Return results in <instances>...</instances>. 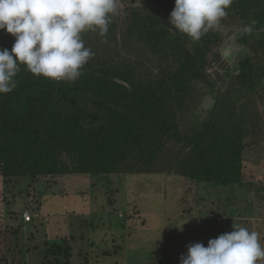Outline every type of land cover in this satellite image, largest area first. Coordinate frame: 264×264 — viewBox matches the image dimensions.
<instances>
[{"label": "trees", "instance_id": "1", "mask_svg": "<svg viewBox=\"0 0 264 264\" xmlns=\"http://www.w3.org/2000/svg\"><path fill=\"white\" fill-rule=\"evenodd\" d=\"M174 4L175 0H155L142 9L122 10L105 36L98 30L82 33L94 56L75 82L36 76L20 65L16 88L0 94V179H7L2 185L17 178L53 180L63 175H100L113 182L126 175L157 172L158 165L182 172L201 189L214 188L207 191L209 198L218 196L220 206L229 209L216 208L209 214L220 211L225 218L232 216L237 204L232 190L245 183L244 150L248 137L256 133L254 126L245 128L251 116L244 121L232 97L258 86L255 75L260 68L247 57L238 61L228 75L227 89L214 92L215 103L204 123L182 131V122L188 123L187 114L198 101V84L205 81L210 43L220 32L210 31L200 41H192L170 24ZM227 11L240 20V26L253 25L254 31L264 27V0H233ZM238 37V42L247 43L250 36L239 31ZM14 41V36L0 30V48L10 50ZM218 187L225 192L217 194ZM78 195L67 202L71 203L67 209L82 232L67 245L54 242L52 264L74 263L71 248L79 245L82 253L96 236L93 231L88 237L90 245L87 239L78 242L83 228H88L79 210L88 208L84 197L90 200L92 191ZM66 214L71 216L69 210ZM87 261V256L79 260Z\"/></svg>", "mask_w": 264, "mask_h": 264}, {"label": "rangeland", "instance_id": "2", "mask_svg": "<svg viewBox=\"0 0 264 264\" xmlns=\"http://www.w3.org/2000/svg\"><path fill=\"white\" fill-rule=\"evenodd\" d=\"M154 3L155 0H120V7L130 11ZM221 25L218 39L210 43L207 52L205 81L197 87L198 101L189 110V121L182 122L181 129L190 132L204 123L215 103L214 92L227 89L231 80L228 75L236 70L238 61L247 57L260 68L255 75V81L260 80L258 86L250 93L236 92L232 97L240 117L245 121L251 116L250 123L247 126L244 123L245 128L254 126L256 130L254 136L248 137L244 150L245 183L232 190L237 200L232 216L225 218L220 211L209 214L216 208L229 209L220 206L223 203L218 196L209 198L211 193L207 191L214 188L207 185L206 189H201L200 184L182 172L166 171L158 165L157 172L126 175L114 178L113 182L100 175L90 178L63 175L53 180L50 177L17 178L2 185L1 181L7 180L3 178L0 179V202L3 199L0 203V264H52L54 242L67 245L73 237H80L82 231L77 230L73 222L76 218L71 209H67L71 203L67 202L80 198L78 194L82 191L86 195L92 191V197L90 200L84 197L88 208L79 210L84 213L88 228H83L85 233L78 242L89 241L93 231L96 236H92L90 248L82 253H79V245L71 248L72 260H76L71 264H80L79 260L84 261L86 256L85 264H180V256L187 254L188 244L202 242L207 246L209 239L230 233L235 224L256 231L264 246V197L256 196H264V27L253 31L247 43H242L238 42L240 20L228 14ZM225 49H231L227 57L223 55ZM215 189L217 194L225 192L223 188ZM113 205L116 210L112 209ZM209 216L213 218L210 220ZM89 219L93 221L90 223ZM181 224L182 230L178 228ZM253 224L259 228L253 229ZM59 259L64 260L63 255ZM260 263L264 264V260Z\"/></svg>", "mask_w": 264, "mask_h": 264}, {"label": "clouds", "instance_id": "3", "mask_svg": "<svg viewBox=\"0 0 264 264\" xmlns=\"http://www.w3.org/2000/svg\"><path fill=\"white\" fill-rule=\"evenodd\" d=\"M233 0H175L170 24L198 42L210 31H220ZM122 12L120 0H0V30L15 37L11 49L0 48V94L12 92L20 65L32 74L55 81L75 82L94 56L82 33L99 31L105 36L113 18ZM255 22H253L254 24ZM241 34H252L243 25ZM231 49L223 55L229 56ZM185 223V222H184ZM183 223V224H184ZM178 226L182 230V226ZM230 233L187 245L180 264H259L264 246L259 234L239 224Z\"/></svg>", "mask_w": 264, "mask_h": 264}]
</instances>
